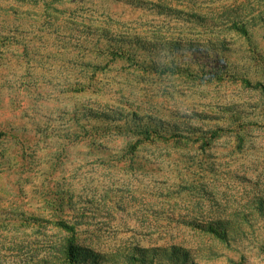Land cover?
Segmentation results:
<instances>
[{
    "label": "rangeland",
    "instance_id": "1",
    "mask_svg": "<svg viewBox=\"0 0 264 264\" xmlns=\"http://www.w3.org/2000/svg\"><path fill=\"white\" fill-rule=\"evenodd\" d=\"M0 264H264V0H0Z\"/></svg>",
    "mask_w": 264,
    "mask_h": 264
},
{
    "label": "trees",
    "instance_id": "2",
    "mask_svg": "<svg viewBox=\"0 0 264 264\" xmlns=\"http://www.w3.org/2000/svg\"><path fill=\"white\" fill-rule=\"evenodd\" d=\"M244 31V33L245 34H247V30L245 29V30H243ZM72 243V242H71ZM73 247H75V244L74 243H72V244H69V253H68V256H69V258H71L72 259V257L74 256V248Z\"/></svg>",
    "mask_w": 264,
    "mask_h": 264
}]
</instances>
